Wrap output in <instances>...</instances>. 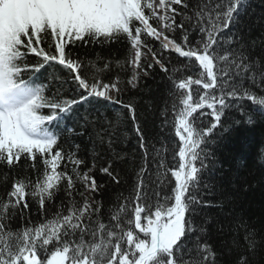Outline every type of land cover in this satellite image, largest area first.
<instances>
[{"label":"snow or ice","instance_id":"1","mask_svg":"<svg viewBox=\"0 0 264 264\" xmlns=\"http://www.w3.org/2000/svg\"><path fill=\"white\" fill-rule=\"evenodd\" d=\"M242 128L264 0H0V264H264Z\"/></svg>","mask_w":264,"mask_h":264},{"label":"trees","instance_id":"2","mask_svg":"<svg viewBox=\"0 0 264 264\" xmlns=\"http://www.w3.org/2000/svg\"><path fill=\"white\" fill-rule=\"evenodd\" d=\"M85 51L89 52L87 59H91L92 49H87ZM122 52L123 48H120L118 51H114L113 54H122ZM262 138H264V131L257 129L254 132H248L242 128L229 138V143L226 148L227 154L233 159L250 155L251 149L255 147ZM251 171L253 177H259L260 173L257 168L253 167ZM262 203H264V196L261 195L260 191H257L249 198V205L246 207H249L252 213L258 218Z\"/></svg>","mask_w":264,"mask_h":264}]
</instances>
